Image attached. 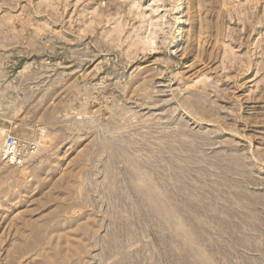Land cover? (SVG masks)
Wrapping results in <instances>:
<instances>
[{"label": "rangeland", "instance_id": "1", "mask_svg": "<svg viewBox=\"0 0 264 264\" xmlns=\"http://www.w3.org/2000/svg\"><path fill=\"white\" fill-rule=\"evenodd\" d=\"M0 127V264H264V0H0Z\"/></svg>", "mask_w": 264, "mask_h": 264}, {"label": "built area", "instance_id": "2", "mask_svg": "<svg viewBox=\"0 0 264 264\" xmlns=\"http://www.w3.org/2000/svg\"><path fill=\"white\" fill-rule=\"evenodd\" d=\"M40 136L44 132H39ZM37 143L23 142L8 128L0 127V162L7 166H20L37 149Z\"/></svg>", "mask_w": 264, "mask_h": 264}]
</instances>
